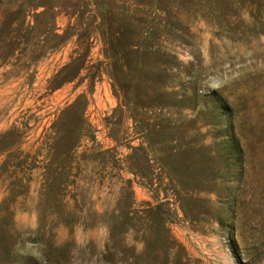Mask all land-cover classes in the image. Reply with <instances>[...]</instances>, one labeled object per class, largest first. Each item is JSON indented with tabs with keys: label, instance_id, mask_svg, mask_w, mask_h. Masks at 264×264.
<instances>
[{
	"label": "rangeland",
	"instance_id": "374dc122",
	"mask_svg": "<svg viewBox=\"0 0 264 264\" xmlns=\"http://www.w3.org/2000/svg\"><path fill=\"white\" fill-rule=\"evenodd\" d=\"M0 264H264V0H0Z\"/></svg>",
	"mask_w": 264,
	"mask_h": 264
},
{
	"label": "crops",
	"instance_id": "0c3cea01",
	"mask_svg": "<svg viewBox=\"0 0 264 264\" xmlns=\"http://www.w3.org/2000/svg\"><path fill=\"white\" fill-rule=\"evenodd\" d=\"M177 228H179V227H177ZM204 236L208 239V242H207V245H206V251H208V252H215L216 249H217V246H218L216 244V242H217V240L215 238L216 236L215 235H212V234H209V233H206ZM212 240L215 241V242H211Z\"/></svg>",
	"mask_w": 264,
	"mask_h": 264
}]
</instances>
